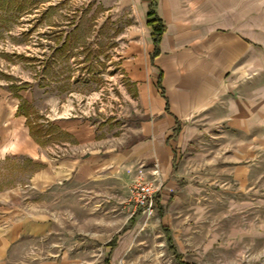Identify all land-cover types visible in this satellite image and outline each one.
Here are the masks:
<instances>
[{"label": "rangeland", "instance_id": "obj_1", "mask_svg": "<svg viewBox=\"0 0 264 264\" xmlns=\"http://www.w3.org/2000/svg\"><path fill=\"white\" fill-rule=\"evenodd\" d=\"M225 6L239 20L247 10L264 35V0ZM145 9L141 0H0V193L18 190L22 207L46 210L56 253L71 264H264V175L246 187L175 180L171 159L161 183L150 158L36 178L45 162L96 148L122 154L148 139L133 77L148 37ZM80 119L88 133L74 150L61 128ZM138 178L159 185L151 213L133 205Z\"/></svg>", "mask_w": 264, "mask_h": 264}, {"label": "crops", "instance_id": "obj_2", "mask_svg": "<svg viewBox=\"0 0 264 264\" xmlns=\"http://www.w3.org/2000/svg\"><path fill=\"white\" fill-rule=\"evenodd\" d=\"M141 1L146 4L142 32L148 37L133 77L138 102L150 119L148 139L122 154L96 148L80 160L45 162L36 178L78 175L87 168L94 175L100 165L151 158L158 181L174 159L175 180L232 178L244 187L259 182L264 175V35L251 29L247 10L241 20L234 18L227 0H221L220 8L216 0H155L153 11L163 33L154 45L147 25L151 2ZM82 121L61 128L77 140L74 150L88 133L78 131ZM56 164L59 170L51 169ZM17 191L0 193V264H71L56 253L55 224L47 211L22 207Z\"/></svg>", "mask_w": 264, "mask_h": 264}, {"label": "built area", "instance_id": "obj_3", "mask_svg": "<svg viewBox=\"0 0 264 264\" xmlns=\"http://www.w3.org/2000/svg\"><path fill=\"white\" fill-rule=\"evenodd\" d=\"M159 189L151 181H146L138 178L131 190V197L133 205L139 211L144 213H151L153 207L154 194Z\"/></svg>", "mask_w": 264, "mask_h": 264}, {"label": "trees", "instance_id": "obj_4", "mask_svg": "<svg viewBox=\"0 0 264 264\" xmlns=\"http://www.w3.org/2000/svg\"><path fill=\"white\" fill-rule=\"evenodd\" d=\"M155 0H150V2H151V6H150V11L148 12V14H147V17L149 18V20H148V22H147V25L149 26V27H151V29H152V32H153V34H152V39H153V42H154V45H156L158 42H159V40H160V38H161V35H162V31H163V27H162V24H161V21H160V19L158 18V17H156L155 16V13H154V11H153V7H154V4H155V2H154ZM158 54V50H155L154 52H153V55H152V57L151 58H153L155 55H157ZM166 237H167V241L169 242V243H171V241H170V237H169V232L166 230ZM114 237H113V239L111 240V243L109 244L110 246H113L114 245ZM181 264H186V263H182L181 262Z\"/></svg>", "mask_w": 264, "mask_h": 264}]
</instances>
